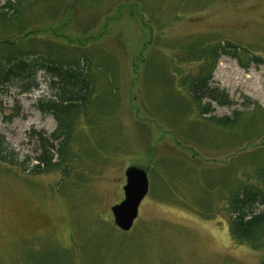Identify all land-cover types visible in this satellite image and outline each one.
<instances>
[{"label":"rangeland","instance_id":"1","mask_svg":"<svg viewBox=\"0 0 264 264\" xmlns=\"http://www.w3.org/2000/svg\"><path fill=\"white\" fill-rule=\"evenodd\" d=\"M6 1L16 0L0 6ZM49 2L61 9L55 17L37 1L12 19L25 25L20 34L1 21L0 33L17 39L27 30L86 47L97 102L75 120L69 152L78 158L66 176L61 169L26 174L0 162V264H264V249L229 235L219 185L228 166L237 177L253 169L251 152L264 146V135L224 151L216 142L187 140L163 122L186 114L175 100L179 77L196 74L203 63L187 58L196 41L201 47L230 42L240 50L236 57L220 53L210 84L233 103H212L210 115L264 108V0ZM255 56L259 61L250 60ZM155 76L169 78L170 87L154 84ZM36 81L29 92L0 93V134L31 159L38 153L35 134L47 138L56 127L35 106L49 98L51 82L44 71ZM130 166L145 171L148 192L124 232L110 208L123 198Z\"/></svg>","mask_w":264,"mask_h":264},{"label":"trees","instance_id":"2","mask_svg":"<svg viewBox=\"0 0 264 264\" xmlns=\"http://www.w3.org/2000/svg\"><path fill=\"white\" fill-rule=\"evenodd\" d=\"M37 1H42L46 7L43 8L44 13L49 12L50 19L61 11L54 7L57 6L56 3H51L49 0L6 1L0 6V21L3 24H10V32L12 29L14 32L17 29L20 34L25 25L21 26L20 22L16 25L12 19H16L26 5H33ZM8 9L13 10L14 15H9ZM30 33L26 30L22 37L13 38L14 40L9 34L0 33V93L5 95L10 88H17L20 93L37 89L39 85L36 75L44 71L51 82L50 96L47 99H38L35 106L42 114H50L56 121V127L47 138L35 134L38 153L33 159L20 154L0 134V162L33 175L61 169L62 176H66L78 158L76 152H69L75 120L81 114L87 116L89 107L96 105L97 102L94 100V96H98L94 94L96 85L91 78L92 74L88 71L89 62L93 59L89 57L86 47L71 44L64 46ZM201 45L202 43L196 41L188 45L190 46L188 49L192 52L187 51V58L195 57L198 61L203 60L199 71L194 75L179 77L180 98L175 100V104L179 111L184 110L183 113L186 114L163 116L165 121H162L168 124L173 132L183 135L187 140L205 143L209 141L211 145L218 144L217 146L224 151L263 136L264 108L260 105L253 104L249 110L234 109L230 114L219 117L209 114L212 103L221 106H230L233 103L223 90L211 86L210 80L220 53L236 57L240 50L230 42L223 46L216 44L201 47ZM67 49L74 51V54L63 58L62 53L68 51ZM196 50L197 54H194ZM250 60L259 61V58L255 56ZM151 61L148 60L147 65H152ZM151 80L154 84H158L157 86L162 85L167 89L170 87L169 78L157 79L155 76V79ZM154 112L157 115L156 110ZM214 142L216 143L213 144ZM251 154L253 156L250 160L255 161L251 171L242 172L237 177L232 175L229 166H225L228 172L221 174L223 177L220 178L219 185L226 200L229 235L233 240L247 243L257 250L264 249V209L258 210V207H264V157H262L264 146ZM32 160L35 164L29 169ZM205 181L212 184L211 181Z\"/></svg>","mask_w":264,"mask_h":264},{"label":"water","instance_id":"3","mask_svg":"<svg viewBox=\"0 0 264 264\" xmlns=\"http://www.w3.org/2000/svg\"><path fill=\"white\" fill-rule=\"evenodd\" d=\"M125 185L122 200L110 210L115 226L128 231L138 215V207L148 192V179L143 169L130 166L124 171Z\"/></svg>","mask_w":264,"mask_h":264},{"label":"flooded vegetation","instance_id":"4","mask_svg":"<svg viewBox=\"0 0 264 264\" xmlns=\"http://www.w3.org/2000/svg\"><path fill=\"white\" fill-rule=\"evenodd\" d=\"M122 200V199H121Z\"/></svg>","mask_w":264,"mask_h":264}]
</instances>
